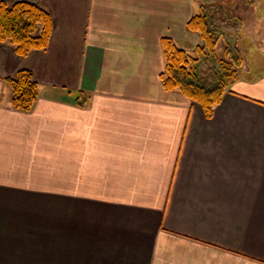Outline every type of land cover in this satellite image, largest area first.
<instances>
[{
    "label": "crops",
    "instance_id": "1",
    "mask_svg": "<svg viewBox=\"0 0 264 264\" xmlns=\"http://www.w3.org/2000/svg\"><path fill=\"white\" fill-rule=\"evenodd\" d=\"M0 1L52 20L45 50L0 43V264H264V73L209 117L160 82L163 38L202 46V0Z\"/></svg>",
    "mask_w": 264,
    "mask_h": 264
},
{
    "label": "trees",
    "instance_id": "2",
    "mask_svg": "<svg viewBox=\"0 0 264 264\" xmlns=\"http://www.w3.org/2000/svg\"><path fill=\"white\" fill-rule=\"evenodd\" d=\"M203 3L200 14L187 22L188 30L197 33L202 41V46L197 50L199 55L192 58L170 39L163 38L164 70L160 74V82L165 91H178L200 104L209 117L214 105L220 102L224 90L237 79L241 58L237 51H229L225 44L226 59L216 58V49L223 33L213 25L210 15L206 13L207 3ZM51 34V17L41 7L29 2L7 4L0 1V43L10 44L17 56L26 57L31 51L45 50ZM206 69L213 72L208 81L204 79ZM6 81L12 92V108L30 111L38 96V86L32 73L21 69Z\"/></svg>",
    "mask_w": 264,
    "mask_h": 264
},
{
    "label": "rangeland",
    "instance_id": "3",
    "mask_svg": "<svg viewBox=\"0 0 264 264\" xmlns=\"http://www.w3.org/2000/svg\"><path fill=\"white\" fill-rule=\"evenodd\" d=\"M217 1L219 5L222 2V0H202L205 4L207 3L206 13L210 15L213 25L219 28V32L223 33L222 41L216 49V58L226 59L224 54L225 44L228 46L229 51H237L241 58L243 67L237 68L239 77L246 80L258 78L264 73V0H255V2H253L254 0H245L247 3H254L253 8L244 7L241 0L237 1L229 10L233 11L232 13H223ZM236 4L239 7H236ZM240 4L247 11L244 10L245 12L240 15L243 16V20L238 22L234 18L239 16L237 13L242 9H240ZM197 12L196 14H200L199 11ZM184 50L192 58L199 55L194 51ZM212 73L211 70L206 69L204 79L211 80Z\"/></svg>",
    "mask_w": 264,
    "mask_h": 264
}]
</instances>
